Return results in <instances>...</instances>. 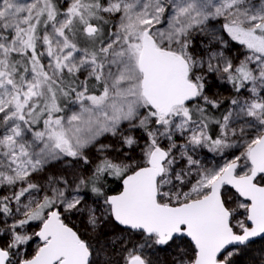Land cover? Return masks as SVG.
<instances>
[{"label": "snow or ice", "instance_id": "snow-or-ice-1", "mask_svg": "<svg viewBox=\"0 0 264 264\" xmlns=\"http://www.w3.org/2000/svg\"><path fill=\"white\" fill-rule=\"evenodd\" d=\"M0 264H264V0H0Z\"/></svg>", "mask_w": 264, "mask_h": 264}, {"label": "rangeland", "instance_id": "rangeland-1", "mask_svg": "<svg viewBox=\"0 0 264 264\" xmlns=\"http://www.w3.org/2000/svg\"><path fill=\"white\" fill-rule=\"evenodd\" d=\"M239 47H240V46H238V45L236 46L237 49H239ZM241 51H242V49H241ZM237 54H238V53H237L236 51H233V53H232V55H237Z\"/></svg>", "mask_w": 264, "mask_h": 264}]
</instances>
